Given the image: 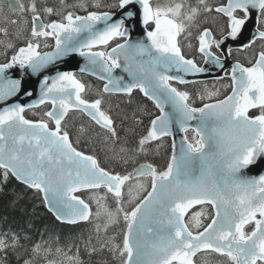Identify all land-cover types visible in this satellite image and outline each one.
Returning <instances> with one entry per match:
<instances>
[{
	"label": "snow or ice",
	"instance_id": "6c2138e0",
	"mask_svg": "<svg viewBox=\"0 0 264 264\" xmlns=\"http://www.w3.org/2000/svg\"><path fill=\"white\" fill-rule=\"evenodd\" d=\"M195 53L230 83L187 79L210 72ZM74 54L103 81L94 95L56 67ZM0 55V184L15 179L57 222L88 229L65 243L0 231V264H264V0H7ZM27 74L42 76L39 98L21 102ZM167 138L161 168L150 158Z\"/></svg>",
	"mask_w": 264,
	"mask_h": 264
},
{
	"label": "trees",
	"instance_id": "16d2710c",
	"mask_svg": "<svg viewBox=\"0 0 264 264\" xmlns=\"http://www.w3.org/2000/svg\"><path fill=\"white\" fill-rule=\"evenodd\" d=\"M191 90L193 86H188ZM138 99H141L152 112L155 113L153 105L143 98L140 93H134ZM124 107V105H121ZM129 117L131 116V108L126 109ZM115 114V113H114ZM123 115V114H121ZM145 125L148 123L147 117H143ZM75 121L72 119L69 121V125L73 126ZM80 121L75 124L79 126ZM120 118H117L118 131H120L122 139L125 136L123 130L119 127ZM132 125L131 119L124 122V128H128ZM143 132V128L137 127L136 133L140 134ZM131 137V133L128 134ZM82 150L85 153L91 154L93 145L84 144L82 142ZM94 147L97 150V154L103 159V152L99 151L100 145L96 144ZM171 153V144L168 141L167 145L161 149L159 155H155L150 159L158 166L165 167L167 160ZM130 170V169H129ZM0 231L12 230L21 233H28L33 241L39 240L41 234L45 239H48L50 235H57L60 237L61 243L67 242L81 233L86 234L87 227L81 226H69L62 225L57 222L54 217L46 210L41 195H38L34 190L26 188L24 185L11 179L7 184H0ZM87 259V258H85ZM12 264H16L13 258ZM94 264V262H93Z\"/></svg>",
	"mask_w": 264,
	"mask_h": 264
},
{
	"label": "water",
	"instance_id": "95a60500",
	"mask_svg": "<svg viewBox=\"0 0 264 264\" xmlns=\"http://www.w3.org/2000/svg\"><path fill=\"white\" fill-rule=\"evenodd\" d=\"M254 30H255V23H254V21H252L248 24V26L245 29V39L250 37L254 33ZM137 33L138 32L136 30L133 33L132 38L133 39H142L143 36H141V37H139V35L136 36ZM139 33L142 34V32H140V31H139ZM229 43H232L231 45L237 47L236 42L229 41ZM232 63H234V62L228 60L229 68H230ZM84 64H85L84 58L74 54L72 57H66L64 59V61H62V62H57L56 67H58L60 70H63V71L80 72L79 69L81 67H83ZM203 67H210V72L201 74L199 77H196V78H193V77H186V78L187 79H199L200 81H202V80H207V79H216L217 76H222V74H223V72H221L219 69L215 68L214 66L204 64ZM21 72H22V70H20L18 67H16V68L10 69L8 72V75L13 79L21 78ZM120 72H121V70H119V69L116 70L117 74H120ZM47 74L55 75V72L50 70ZM86 74L90 75L88 73H86ZM90 76H93V75H90ZM93 77H95V76H93ZM40 79H42V76H32L31 74H27L24 77L25 85L27 87H29L31 90H33L34 95L32 97H28V98L21 97L20 98L21 102H23L25 99L30 102L31 100H35V99L39 98V81H40ZM12 102H15V100L9 101L8 103H12ZM2 106H5V105H0V107H2ZM180 135H182V134H180ZM180 135H177V137H176L177 144L179 143ZM170 139H172V138H170Z\"/></svg>",
	"mask_w": 264,
	"mask_h": 264
},
{
	"label": "flooded vegetation",
	"instance_id": "af4514ba",
	"mask_svg": "<svg viewBox=\"0 0 264 264\" xmlns=\"http://www.w3.org/2000/svg\"><path fill=\"white\" fill-rule=\"evenodd\" d=\"M135 40V39H134ZM54 44V41L52 42ZM195 43V41H194ZM50 49H42V51H48ZM236 49H234L235 51ZM186 52L188 53V55L190 57L193 56V53L191 50L186 49ZM236 57L242 62L247 64L248 59L251 58V52L249 50H245L242 52H236ZM194 58L197 59V61L200 63V65H202L204 63L203 59L200 57L199 53H195ZM231 60H233L231 57H229ZM4 57L2 55H0V62H3ZM234 61V60H233ZM89 80V79H88ZM92 81V80H91ZM92 83H94V81H92ZM205 83H207L208 86L212 87L213 84L215 83L216 87H220L221 84H228L230 83V79L228 77H225L223 80L216 82V80H209L206 81Z\"/></svg>",
	"mask_w": 264,
	"mask_h": 264
},
{
	"label": "rangeland",
	"instance_id": "374dc122",
	"mask_svg": "<svg viewBox=\"0 0 264 264\" xmlns=\"http://www.w3.org/2000/svg\"><path fill=\"white\" fill-rule=\"evenodd\" d=\"M50 2L57 3V0H50ZM0 3H3V4L6 5V1L5 0H0Z\"/></svg>",
	"mask_w": 264,
	"mask_h": 264
}]
</instances>
